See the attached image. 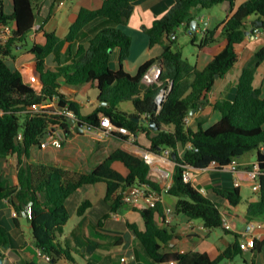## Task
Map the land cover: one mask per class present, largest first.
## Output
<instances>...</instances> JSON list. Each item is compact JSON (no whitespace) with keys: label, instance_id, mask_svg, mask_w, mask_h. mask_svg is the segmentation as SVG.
Segmentation results:
<instances>
[{"label":"trees","instance_id":"trees-1","mask_svg":"<svg viewBox=\"0 0 264 264\" xmlns=\"http://www.w3.org/2000/svg\"><path fill=\"white\" fill-rule=\"evenodd\" d=\"M57 1L54 0L49 15L53 13ZM140 1L104 0L99 8H81L65 37L70 46H77L73 59L52 68L47 64V57L61 37L46 31L45 43L29 40L41 3L37 0H13V12L8 14L3 0H0V25L16 22L13 37L6 44H0V199L5 197L15 206L17 218L23 216L24 208L30 204L27 218L32 225L34 241L44 254L50 256L51 264H60L62 260L77 264L75 255L79 251L64 244L61 235L71 217L67 200L83 185L106 183V200L110 202L112 212L124 204L123 189L130 185L146 184L153 190L161 191L160 185L150 177L151 164L146 157L125 147L114 150L89 172L46 162H30L32 148L41 144L49 127H63L64 141L72 133L73 125L67 115L47 110L29 111L32 104L55 97L59 99L60 106L74 110L77 117L90 127L100 128L103 117L108 116L117 127L126 126L135 135L146 133L151 141L150 151H176L174 180L166 191L178 197L177 213L202 219L210 230L225 229L223 204L204 194L192 182L184 180L186 165L205 168L215 162L217 168L224 169L234 158L256 151L261 191L258 201L248 202L244 219L264 220V93L262 87L255 85L256 73L264 62V47L257 50L244 66L231 96L214 102V108L222 114L216 123L208 128L199 124L198 130H194L185 121L186 116L208 98L217 79L225 77L237 64L240 56L237 46L246 38L245 31L252 25L251 17L255 15L264 21V0H246L240 5H237V0H164L168 11L161 17L156 16L153 24L146 28L150 45L161 44L163 53L144 62L133 74L122 66L116 67L112 58L114 52H119L121 62L130 57L132 38L122 25L129 21L135 5ZM224 2L230 4L225 20L217 27L206 30L200 40L193 35V44L198 47L210 46L218 41L216 34L219 29L227 39L224 48L204 69H199L184 57L182 49L174 48L177 38L173 37L182 24L190 27L194 8L210 9ZM48 18L41 23V29ZM100 18L108 19L112 24L101 28L88 44L81 43L79 39L84 28ZM166 38L170 43L166 42ZM29 43L36 56L33 84L25 80L20 68H13L8 63L9 58L16 57L18 45ZM158 62L163 66L158 80L147 83L144 81L146 74ZM67 85L96 88L101 104L89 114L82 113L80 102L69 99L61 91ZM164 86H167L166 95L159 107L157 99ZM126 101L132 102L133 112L120 108ZM22 114L26 115L24 123L21 122ZM137 117L141 120H136ZM144 117L154 120L161 128L155 130L149 123L142 122ZM164 125L168 128L164 129ZM20 133L23 137L17 142L16 137ZM179 146L185 148L183 154L179 153ZM14 154L18 157V168L17 182L12 184L2 171L1 160ZM116 161L128 167L127 175L114 167ZM214 191L226 199L231 208L239 207L244 201L241 186L215 187ZM15 197L20 203H16ZM90 205L89 199L83 200L78 213H85ZM133 207L142 214L145 229L141 230L135 223H129V226L157 263L220 264L234 259L243 250L241 243L234 242L216 258L201 251H166L164 245L174 238V232L166 224L161 226L156 219L158 213L165 218L161 202L155 207ZM0 235L2 246L7 248L10 245L9 228L0 224ZM263 245L264 239L257 238L253 251H260Z\"/></svg>","mask_w":264,"mask_h":264},{"label":"crops","instance_id":"crops-1","mask_svg":"<svg viewBox=\"0 0 264 264\" xmlns=\"http://www.w3.org/2000/svg\"><path fill=\"white\" fill-rule=\"evenodd\" d=\"M246 0H237V5L242 4ZM41 3L39 17L36 25L48 18L43 29L39 28L37 31L31 32L29 40L38 41L40 43L46 42L45 32H55L61 37V41L55 47L53 52L47 57V64L55 68L58 65L67 64L72 61L77 46H70V43L65 39L68 35L72 23L77 19L78 13L83 7L96 9L102 6L104 0H58L55 3L54 11L51 15V6L54 0H37ZM63 2V3H62ZM3 7L6 13L13 12V0H3ZM220 16L216 15L215 8H194L193 19L197 16H202L198 33L192 35L203 36L208 29L217 27L225 20L230 12V4L224 2L219 4ZM8 10V11H7ZM168 11V5L164 0H141L135 5L134 12L132 13L129 21L122 25L124 31L132 37V50L129 59L121 62L119 52H114L113 61L116 67L122 66L130 73H137L139 67L146 61L162 55L163 46L156 44L150 45L149 36L146 28L153 24L156 16L161 17ZM40 16L42 19L40 20ZM192 19V20H193ZM260 19L258 16H252L251 21ZM191 20V21H192ZM190 21V27H191ZM14 23V22H13ZM112 22L105 18H100L90 25H88L81 33L79 41L88 44L89 40L96 35L101 28L111 25ZM34 26V27H35ZM189 28L186 24H182L178 30L177 35L173 37L176 39L181 33L189 34ZM251 27V26H250ZM249 29V28H248ZM139 34L142 36V45L135 46L140 41H136L132 34ZM146 36V38H145ZM218 41L210 46L199 47L197 67L204 69L212 58L218 54L226 45L227 39L221 35L219 29L216 34ZM141 37V36H140ZM172 38V37H171ZM166 42L170 43L166 38ZM31 43L18 45L15 53L14 60L8 61L13 68H20L24 78L29 83H34L35 75L33 64L35 61V54L31 51ZM264 47V28L256 29L254 32L246 35L245 40L240 43L237 48L239 52V60L237 64L227 73L225 77L218 78L214 88L210 91L208 98L199 106L198 109L192 111L190 114V125L194 130H198L199 124L205 128L210 127L216 123L222 116L221 112L214 108L213 104L218 99L228 98L234 91L239 77L242 73L244 66L252 59L257 50ZM13 61L15 63H13ZM161 63H156L147 73L144 81L147 83L154 82L159 78V67ZM255 85L262 87L264 93V62L261 63L256 73ZM85 85L80 86H65L64 92L69 99H74L80 102L82 106V113L89 114L96 107L101 104L99 100V91L95 88L86 89ZM62 88V89H63ZM61 91L63 92V90ZM95 90L96 98L89 100L85 98L90 96V91ZM120 108L128 112H133L134 107L131 101H126ZM91 107L90 111L85 112L83 107ZM145 118V117H144ZM216 119L212 124H208L209 120ZM218 118V119H217ZM144 123H149L148 120H142ZM89 127L85 128L84 132L70 134L65 140L62 148L48 146L41 148L39 145L32 148L30 162H46L48 164H57L69 168L76 169L81 172L92 171L99 165L107 156L119 147H125L140 155L146 153L152 154L153 161L151 164L150 177L157 182L161 191L160 202L164 209L166 216L167 208L173 209V220L171 223L164 222V216L159 213L156 219L160 225L166 224L174 232V238L164 245L166 251L169 250H182V251H201L207 252L212 258H216L222 250L229 244L238 242L246 238V235L256 234L260 239H264V227L251 229L249 221L244 219L246 215L248 202H256L259 200V193L250 192L252 181L249 178L248 172L253 167L256 160L243 161V156L238 158L239 169L234 172L228 169H219L215 164L205 168L195 167L193 184L200 189L204 194L220 201L223 204V212H227L232 220L233 229L226 230L224 228L209 229L205 226L202 219H192L183 213L175 211L177 196L169 194L166 189L173 183L174 173L176 169V162L167 150H162L156 153L149 150L151 145L150 139L146 133H139L134 138L126 134L112 133V134H99L90 132ZM167 129V126H163ZM93 130V129H92ZM75 131V125L72 127V132ZM97 134V135H96ZM185 148L179 146V153L183 154ZM7 166V169H4ZM114 167L121 171L124 175L129 173L128 167L116 161ZM1 168L4 175L11 181L12 184L17 182V168L18 157L16 154L11 155L1 160ZM240 182L244 201L237 208H231L229 202L219 197L215 191V187L226 188L231 185H236ZM247 188V189H246ZM124 190V189H123ZM157 191V190H156ZM107 184L104 182L96 184H86L80 187L74 194L67 200V206L70 211L71 217L66 225L61 240L64 244H68L72 248L79 251L75 255L77 264H99L94 259L96 251L102 248V243L117 245L110 254L105 255L104 264H173L157 263L149 255L143 243L139 240L134 230L129 226V223H135L141 230L145 229V221L142 214L137 211L132 205L124 203L116 212L111 211L110 202L106 200ZM89 199L91 205L86 209L85 213L79 214L78 208L83 200ZM15 206L5 197L0 199V224L5 225L10 231V245L7 248L2 246L3 238L0 235V260L1 264H51L36 245L32 233V225L27 217L18 216ZM118 214L116 217L114 214ZM108 215V216H107ZM107 216V217H106ZM264 221V220H261ZM220 229L225 231L223 234ZM86 247L93 251L88 256ZM85 248L86 252L81 251ZM116 248H120L124 253L120 259L117 258ZM116 252V253H115ZM110 255V259H109ZM123 258H125L123 260ZM104 260V259H103ZM225 264H264V245L260 251L254 252L252 250H242V252L234 257V259L225 260ZM60 264H70L67 260L60 261Z\"/></svg>","mask_w":264,"mask_h":264},{"label":"built area","instance_id":"built-area-1","mask_svg":"<svg viewBox=\"0 0 264 264\" xmlns=\"http://www.w3.org/2000/svg\"><path fill=\"white\" fill-rule=\"evenodd\" d=\"M63 3V2H62ZM41 25H36L32 32L37 31ZM14 29H15V23H8V24H3L0 25V44H6L9 42V40L13 37L14 34ZM160 73V69H159ZM148 74H146V78H148ZM163 101V100H162ZM161 101V104H162ZM43 110H47L49 112H55V113H60L67 115L68 118H78L74 110L70 109L68 106H60L59 105V99L55 97L52 100H44L43 102H36L30 106L29 111L34 113V112H40ZM185 121L187 124L190 121V115L186 116ZM88 130L90 132H96L99 134H112L114 132H119L121 134H126L131 138H134L136 135L134 132H132L128 127L126 126H120L117 127L111 120L110 117L105 116L102 119V124L100 128H94L90 127L87 125ZM86 127V128H87ZM93 129V130H92ZM97 135V134H96ZM23 134L20 133L18 135V138H22ZM64 131L63 127L61 126H55V127H49L46 130L45 136L42 139L41 144L39 145L41 148H47L48 146H54L56 148H62L64 146ZM171 150H167V153L171 154ZM147 159L148 162L153 161L152 154L146 153L144 155ZM215 164V162L213 163ZM260 164L257 161L254 163L253 168L249 170L248 175L249 178L252 181V188L255 192L260 194L261 191V182H260V170H259ZM194 169L195 167L192 165H186V169L183 173L184 180L187 182H192L194 178ZM225 169L231 170V171H238L239 169V161L237 158H234L232 162L225 167ZM193 183V182H192ZM240 182L236 183V186H240ZM169 185L168 187H170ZM123 202L132 206H145V207H155L158 205V202L160 201V195L158 191L153 190L150 188L149 185L143 184V185H130L128 186L125 190H123ZM30 212V204L26 205V207L23 210V216L27 217ZM17 214V213H16ZM116 217L118 214H114ZM173 220V209L172 208H167L166 210V216L164 218V222L166 224L171 223ZM223 225L225 229L231 230L233 229V223L231 220L230 215L227 212H223ZM249 226L251 229H257V228H263L264 227V221L258 220V219H253L249 221ZM259 238L258 235L256 234H249L246 235V238L242 240L241 243V248L243 250H252L255 245H256V239ZM40 253L43 254L48 260H50V256L47 254H44L41 250ZM125 258H123L124 260Z\"/></svg>","mask_w":264,"mask_h":264},{"label":"rangeland","instance_id":"rangeland-1","mask_svg":"<svg viewBox=\"0 0 264 264\" xmlns=\"http://www.w3.org/2000/svg\"><path fill=\"white\" fill-rule=\"evenodd\" d=\"M42 1V0H41ZM70 1V0H69ZM213 8V7H212ZM214 10H216V15L217 16H220L221 14H222V12L220 11V5H216V6H214ZM211 9V8H210ZM8 11V10H7ZM42 19V16H40V20ZM132 36H133V38L136 40V41H140V43L138 44H136L135 46H144V45H142V42H141V40H142V36H144V33H142V35H139V34H135V33H133L132 34ZM141 36V37H140ZM131 37V36H130ZM197 37H198V40H200L201 39V35H197ZM132 38V37H131ZM145 38H146V36H145ZM192 39H193V35L191 34V35H189V34H185V33H181L180 35H179V37L177 38V42L174 44V48H176V49H182V52H183V55H184V57H186V58H188L189 59V61H191L193 64H196L197 63V60H198V52H199V47H198V45H195V44H193V41H192ZM12 60H14L13 58H9L8 59V61H12ZM13 63H15L14 61H13ZM95 89V88H94ZM94 91L95 90H91L90 91V96H87L85 99L86 100H89V97H91L92 99H95L97 96H96V93H94ZM124 105H126L127 103L126 102H122ZM92 107V106H91ZM91 107H83V110L85 111V112H87V111H90V108ZM25 119H26V115L25 114H22L21 115V122L22 123H24V121H25ZM218 119V118H217ZM216 121V119L215 120H213V118H211L210 120H209V122H208V124H212L213 122H215ZM67 139V138H66ZM256 160L257 159V152L256 151H251V152H248V153H246L245 155H244V157H243V161H246V160ZM254 165V164H253ZM253 167V166H252ZM4 169H7V166L4 168ZM247 189V188H246ZM249 192L251 191V190H253V188H252V186H251V188L250 189H247ZM253 192H255L254 190H253ZM257 193V192H256ZM258 194V193H257ZM220 231L223 233V234H225V231L223 230V229H220ZM117 245H114V244H108V243H106V244H104V243H102V248L100 249V250H98V251H96V252H94L95 253V255H94V259H96V262H98L99 264H104V263H106L105 262V255H107V254H110V252L112 251V250H114V247H116ZM86 249H87V254H88V256L89 255H91V253L93 252V251H91L90 249H89V247L87 248L86 247ZM86 249L85 248H81V251H83L84 253L86 252ZM116 251H117V258L118 259H120V257H121V255L124 253L122 250H120V248H116ZM111 257H110V255H109V259H110ZM104 259V260H103ZM220 264H225V263H220ZM236 264V263H235Z\"/></svg>","mask_w":264,"mask_h":264},{"label":"water","instance_id":"water-1","mask_svg":"<svg viewBox=\"0 0 264 264\" xmlns=\"http://www.w3.org/2000/svg\"><path fill=\"white\" fill-rule=\"evenodd\" d=\"M201 19H202V16L200 15V16H197L196 18H194L191 21V27H190V29L188 31L190 34H197L198 33V27L200 25V20ZM14 23L16 25V22H14ZM251 24H252L251 27H249V29L245 31L246 35L254 32L256 29L264 28V21L262 19H255V20H253L251 22ZM155 67H159L160 73H161V71L163 69L162 64L160 66H155ZM217 77H218V75H217ZM157 80H158V78H157ZM62 90H63V92H66V90L64 88ZM166 90H167V86H164L162 92L158 96L157 100H158L159 107L161 106V101L164 100V98H165ZM103 103L106 104V102H103ZM195 110L196 109H194L193 111H195ZM144 119H146V118H143L142 120H144ZM68 120H69V123L71 125H75V131H73L71 133L72 135H75L76 133L84 132L85 128L87 127V123L85 121H83L82 119H79V118H68ZM136 120L139 121L141 119L137 117ZM148 122H149V125L155 130H158V129L161 128L160 126L156 125V122L154 120H148ZM18 139L19 138L16 137L17 142H18ZM176 155H177L176 151L173 150L172 151V158L175 159ZM15 201H16V203H20V200H19L18 197H15Z\"/></svg>","mask_w":264,"mask_h":264}]
</instances>
